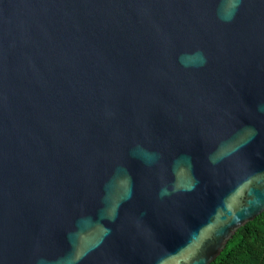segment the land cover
I'll return each instance as SVG.
<instances>
[{"label": "water", "instance_id": "obj_1", "mask_svg": "<svg viewBox=\"0 0 264 264\" xmlns=\"http://www.w3.org/2000/svg\"><path fill=\"white\" fill-rule=\"evenodd\" d=\"M262 213L264 0H0V264H212Z\"/></svg>", "mask_w": 264, "mask_h": 264}, {"label": "trees", "instance_id": "obj_2", "mask_svg": "<svg viewBox=\"0 0 264 264\" xmlns=\"http://www.w3.org/2000/svg\"><path fill=\"white\" fill-rule=\"evenodd\" d=\"M212 264H264V213L241 227Z\"/></svg>", "mask_w": 264, "mask_h": 264}, {"label": "clouds", "instance_id": "obj_3", "mask_svg": "<svg viewBox=\"0 0 264 264\" xmlns=\"http://www.w3.org/2000/svg\"><path fill=\"white\" fill-rule=\"evenodd\" d=\"M238 6V5H237ZM202 55V54H201ZM203 63H206V59L203 58L202 56V61H201V66L203 65ZM186 67H191L190 65H185ZM134 155H137V154H144V155H147L146 153V150L142 147V146H137L136 149H134V152H133ZM39 264H47V262L45 260H41L39 262Z\"/></svg>", "mask_w": 264, "mask_h": 264}, {"label": "snow or ice", "instance_id": "obj_4", "mask_svg": "<svg viewBox=\"0 0 264 264\" xmlns=\"http://www.w3.org/2000/svg\"><path fill=\"white\" fill-rule=\"evenodd\" d=\"M238 2H242V0H238Z\"/></svg>", "mask_w": 264, "mask_h": 264}]
</instances>
